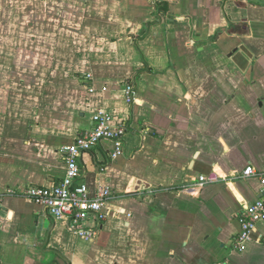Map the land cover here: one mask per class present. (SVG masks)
Masks as SVG:
<instances>
[{
    "label": "crops",
    "instance_id": "0c3cea01",
    "mask_svg": "<svg viewBox=\"0 0 264 264\" xmlns=\"http://www.w3.org/2000/svg\"><path fill=\"white\" fill-rule=\"evenodd\" d=\"M98 110L126 130L116 159L79 157L78 182L113 192L86 238L17 194L60 182ZM247 166L264 172V2L0 0V264H264V222L232 248L262 196Z\"/></svg>",
    "mask_w": 264,
    "mask_h": 264
},
{
    "label": "built area",
    "instance_id": "2783aa9c",
    "mask_svg": "<svg viewBox=\"0 0 264 264\" xmlns=\"http://www.w3.org/2000/svg\"><path fill=\"white\" fill-rule=\"evenodd\" d=\"M264 2V0H258ZM125 101L131 104L134 100L133 88L127 85L124 89ZM92 127L78 133L70 145L61 148L64 173L60 182L50 188L29 187L17 196L29 203L45 209L55 222H65L70 231L79 236L91 238L95 230L88 227L90 222L103 221L107 216L106 205L113 198V192L108 187H97L92 193L88 187L78 182L80 176L79 157L82 153L95 148L102 141L112 144L110 158L116 159L122 155V137L125 125L115 121L111 114L98 110L91 117ZM240 178L256 179L262 190V196L246 206L238 215L239 232L233 240L234 251L242 252L249 241L256 225L264 222V172L252 166L242 171ZM213 174L201 175L193 185L181 191L197 194L204 186L217 182ZM6 195H16L7 191Z\"/></svg>",
    "mask_w": 264,
    "mask_h": 264
},
{
    "label": "trees",
    "instance_id": "16d2710c",
    "mask_svg": "<svg viewBox=\"0 0 264 264\" xmlns=\"http://www.w3.org/2000/svg\"><path fill=\"white\" fill-rule=\"evenodd\" d=\"M168 5L166 2H156L154 5L155 11L159 15H166L168 11Z\"/></svg>",
    "mask_w": 264,
    "mask_h": 264
}]
</instances>
